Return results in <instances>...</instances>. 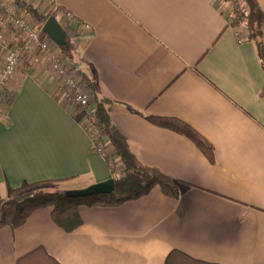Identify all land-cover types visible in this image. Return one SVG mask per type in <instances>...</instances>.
Segmentation results:
<instances>
[{"label": "crops", "instance_id": "crops-1", "mask_svg": "<svg viewBox=\"0 0 264 264\" xmlns=\"http://www.w3.org/2000/svg\"><path fill=\"white\" fill-rule=\"evenodd\" d=\"M22 1L44 12L43 1ZM56 1L77 58L69 63L109 99L138 160L184 185L179 198L155 186L119 206L81 205L83 224L73 232L40 209L22 227L0 229V264L39 247L59 264H165L174 250L207 264H264V67L248 29L232 25L229 1ZM56 85L51 72L27 63L0 90L4 197L43 181L73 190L114 179L105 156L114 150L97 149L90 131L94 93L86 107L73 105ZM148 117L190 124L214 161Z\"/></svg>", "mask_w": 264, "mask_h": 264}, {"label": "trees", "instance_id": "trees-1", "mask_svg": "<svg viewBox=\"0 0 264 264\" xmlns=\"http://www.w3.org/2000/svg\"><path fill=\"white\" fill-rule=\"evenodd\" d=\"M18 6L32 15L41 26L55 14L43 13L31 4L17 0ZM232 3L231 23L234 26L244 25L249 31V39L257 46L258 55L264 67V10L258 0H227ZM69 61L74 62L71 51H64ZM76 64V63H75ZM94 93L95 109L93 129L95 146L100 150L113 148L114 154H105L114 174L115 189L110 194H99L83 198H70L60 191L46 188L56 181H43L26 184L12 189L7 197L0 194V229L6 226L22 227L30 216L40 210L50 208L54 222L66 232L78 229L83 220L79 214L81 205L114 207L126 201L136 200L148 195L155 186H160L163 193L179 198L183 182L165 175L158 169L143 165L133 152L127 137L117 128L108 111L109 99L99 96L96 86L87 82ZM86 107V106H84ZM154 124L179 132L190 139L214 161V150L210 142L190 124L172 117H148ZM115 157V159H114ZM17 264H59L50 256L44 247H39L18 260ZM165 264H207L189 255L174 250Z\"/></svg>", "mask_w": 264, "mask_h": 264}, {"label": "built area", "instance_id": "built-area-1", "mask_svg": "<svg viewBox=\"0 0 264 264\" xmlns=\"http://www.w3.org/2000/svg\"><path fill=\"white\" fill-rule=\"evenodd\" d=\"M45 13L56 14L60 7L56 0H41ZM70 18L72 13L67 12ZM37 20L21 15L11 0H0V90L6 88L20 68L40 66L53 74L57 81L56 94L73 105L87 106L90 89L78 77L77 69L66 62L61 50L46 35ZM90 30V25L85 26ZM94 140V129H91Z\"/></svg>", "mask_w": 264, "mask_h": 264}, {"label": "water", "instance_id": "water-1", "mask_svg": "<svg viewBox=\"0 0 264 264\" xmlns=\"http://www.w3.org/2000/svg\"><path fill=\"white\" fill-rule=\"evenodd\" d=\"M42 30L61 50H71L72 45L68 33L56 16H51L44 23ZM114 189L115 181L114 179H110L105 182L90 185L83 189L67 190L64 194L70 198H83L99 194H110Z\"/></svg>", "mask_w": 264, "mask_h": 264}, {"label": "rangeland", "instance_id": "rangeland-1", "mask_svg": "<svg viewBox=\"0 0 264 264\" xmlns=\"http://www.w3.org/2000/svg\"><path fill=\"white\" fill-rule=\"evenodd\" d=\"M229 6L228 7H230V10H231V8H232V3H230L229 2V4H228ZM225 7V6H224ZM232 11V10H231ZM231 11H230V13H231ZM43 13H45V11L43 12ZM23 14V13H22ZM29 15V14H28ZM30 16H32V15H30ZM33 17V16H32ZM63 53H64V51H63ZM64 56L66 57V54L64 53ZM75 59H77L76 57H75ZM66 62L67 63H69V61H68V59H67V57H66ZM71 65H73V64H71ZM75 68H76V66L75 65H73ZM77 73H78V77L81 79V81L84 83V84H86V86H87V83H85L84 81H83V77H82V73H80V71H77ZM89 88V87H88ZM95 108V105L94 104H91V106H90V110H92V109H94ZM91 131V130H90ZM72 185H70V184H64V185H52V184H49L48 186H46V188L47 189H49L50 191L52 190V191H54V190H56V191H65V190H67V189H69L70 187H71Z\"/></svg>", "mask_w": 264, "mask_h": 264}]
</instances>
